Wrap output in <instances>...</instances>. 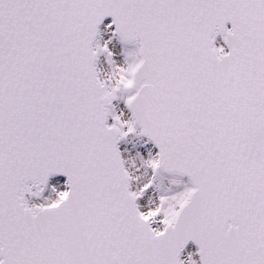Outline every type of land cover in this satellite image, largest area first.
<instances>
[{"label":"snow or ice","instance_id":"1","mask_svg":"<svg viewBox=\"0 0 264 264\" xmlns=\"http://www.w3.org/2000/svg\"><path fill=\"white\" fill-rule=\"evenodd\" d=\"M0 264H264V0H0Z\"/></svg>","mask_w":264,"mask_h":264}]
</instances>
